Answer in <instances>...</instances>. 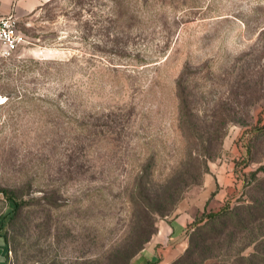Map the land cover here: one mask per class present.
<instances>
[{"label": "rangeland", "instance_id": "rangeland-1", "mask_svg": "<svg viewBox=\"0 0 264 264\" xmlns=\"http://www.w3.org/2000/svg\"><path fill=\"white\" fill-rule=\"evenodd\" d=\"M17 15L25 41L0 57L6 264H132L145 248L156 264H264V0ZM9 197L22 206L3 218Z\"/></svg>", "mask_w": 264, "mask_h": 264}, {"label": "crops", "instance_id": "crops-1", "mask_svg": "<svg viewBox=\"0 0 264 264\" xmlns=\"http://www.w3.org/2000/svg\"><path fill=\"white\" fill-rule=\"evenodd\" d=\"M46 1L48 0H0V16L7 15L10 12H15L16 14L32 13ZM172 224H175L176 227H174ZM172 224L170 225L171 227L170 234L173 235V237L176 236L178 229H180L181 231L184 230V227L182 226L181 222L176 221V223H172ZM180 233H178V235ZM6 252H7V245H6ZM162 253L163 256L166 257V253H168V251L164 250ZM170 255L172 256L173 252H169V256ZM160 256L161 253L157 254L155 250H150L149 248L147 249L145 248L139 254V256H137L136 259L134 258L132 264H156L158 257ZM0 264H6V255L4 257L3 252H0Z\"/></svg>", "mask_w": 264, "mask_h": 264}, {"label": "built area", "instance_id": "built-area-1", "mask_svg": "<svg viewBox=\"0 0 264 264\" xmlns=\"http://www.w3.org/2000/svg\"><path fill=\"white\" fill-rule=\"evenodd\" d=\"M19 18L15 12L0 16V57H11L25 41L18 30Z\"/></svg>", "mask_w": 264, "mask_h": 264}, {"label": "trees", "instance_id": "trees-1", "mask_svg": "<svg viewBox=\"0 0 264 264\" xmlns=\"http://www.w3.org/2000/svg\"><path fill=\"white\" fill-rule=\"evenodd\" d=\"M185 77H184V71L182 74H180L179 78L177 79L176 81V90H177V95H178V98H179V103H180V106H181V110L182 109H185L188 107L187 105H189V98L187 97V95L189 96V94L185 91ZM197 100V99H196ZM9 204H10V207H9V210L8 212L3 216V218L5 217H11V216H14V215H17L18 211L20 210L21 208V202L20 201H17L15 198L13 197H9ZM221 212H210L208 214V217L209 219H216V217L218 215H220ZM207 219V217L205 218ZM198 234V233H197ZM4 236L5 238V241H6V245H7V252H6V258L8 257V253H9V248H8V241L6 239V236L5 235H2ZM190 252V247L189 249H187L186 253L185 254H188ZM183 256H181L179 259H181Z\"/></svg>", "mask_w": 264, "mask_h": 264}]
</instances>
